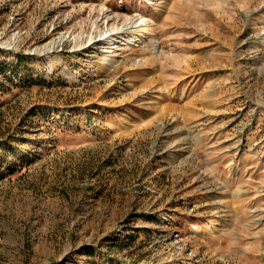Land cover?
<instances>
[{
	"label": "rangeland",
	"instance_id": "1",
	"mask_svg": "<svg viewBox=\"0 0 264 264\" xmlns=\"http://www.w3.org/2000/svg\"><path fill=\"white\" fill-rule=\"evenodd\" d=\"M0 63V264H264V0H0Z\"/></svg>",
	"mask_w": 264,
	"mask_h": 264
},
{
	"label": "trees",
	"instance_id": "2",
	"mask_svg": "<svg viewBox=\"0 0 264 264\" xmlns=\"http://www.w3.org/2000/svg\"><path fill=\"white\" fill-rule=\"evenodd\" d=\"M16 68L14 65L13 66H8L5 64L0 63V72L5 73L7 70ZM4 136V137H3ZM19 136V133L16 135H7L5 136L4 134H0V162L3 157H7V155L12 152V145H11V139H16ZM18 140V139H16ZM22 158V157H21ZM24 158V155H23ZM16 170V167L13 165H8L6 168H4V171L0 173V179L4 177V174H13Z\"/></svg>",
	"mask_w": 264,
	"mask_h": 264
},
{
	"label": "bare ground",
	"instance_id": "3",
	"mask_svg": "<svg viewBox=\"0 0 264 264\" xmlns=\"http://www.w3.org/2000/svg\"><path fill=\"white\" fill-rule=\"evenodd\" d=\"M139 36H130L128 38H130V41L129 42H133V41H137L138 40V37L141 36V33H138ZM63 41V40H62ZM67 43L66 42H63L62 45H66Z\"/></svg>",
	"mask_w": 264,
	"mask_h": 264
}]
</instances>
